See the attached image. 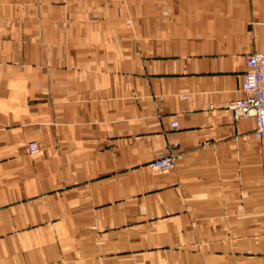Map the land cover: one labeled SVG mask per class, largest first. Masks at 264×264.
I'll return each instance as SVG.
<instances>
[{"label": "crops", "instance_id": "crops-1", "mask_svg": "<svg viewBox=\"0 0 264 264\" xmlns=\"http://www.w3.org/2000/svg\"><path fill=\"white\" fill-rule=\"evenodd\" d=\"M255 52L264 0H0V264H264Z\"/></svg>", "mask_w": 264, "mask_h": 264}, {"label": "built area", "instance_id": "built-area-1", "mask_svg": "<svg viewBox=\"0 0 264 264\" xmlns=\"http://www.w3.org/2000/svg\"><path fill=\"white\" fill-rule=\"evenodd\" d=\"M243 98L231 101L226 108L233 113L235 121L253 117L257 120L255 137L264 143V52H255L247 56V71L242 83ZM172 128L178 129L177 121L172 122ZM28 155L37 158L43 150L36 141L30 142L27 148ZM176 167L174 155L164 156L151 164V168L160 173L171 172Z\"/></svg>", "mask_w": 264, "mask_h": 264}]
</instances>
